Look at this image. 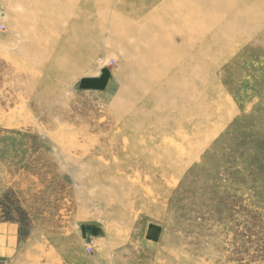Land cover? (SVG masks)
Segmentation results:
<instances>
[{"label": "rangeland", "instance_id": "rangeland-1", "mask_svg": "<svg viewBox=\"0 0 264 264\" xmlns=\"http://www.w3.org/2000/svg\"><path fill=\"white\" fill-rule=\"evenodd\" d=\"M0 264H264V0H0Z\"/></svg>", "mask_w": 264, "mask_h": 264}]
</instances>
